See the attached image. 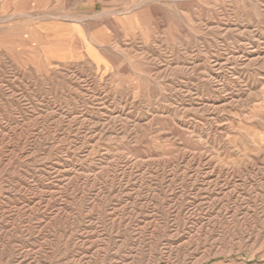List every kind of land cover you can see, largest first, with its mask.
Instances as JSON below:
<instances>
[{
  "label": "rangeland",
  "instance_id": "rangeland-1",
  "mask_svg": "<svg viewBox=\"0 0 264 264\" xmlns=\"http://www.w3.org/2000/svg\"><path fill=\"white\" fill-rule=\"evenodd\" d=\"M0 264H264V0H0Z\"/></svg>",
  "mask_w": 264,
  "mask_h": 264
}]
</instances>
